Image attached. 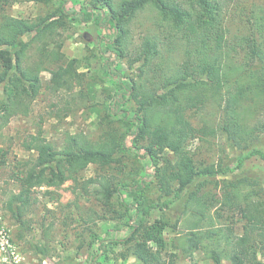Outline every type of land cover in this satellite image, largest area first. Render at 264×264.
Wrapping results in <instances>:
<instances>
[{
	"label": "trees",
	"instance_id": "trees-1",
	"mask_svg": "<svg viewBox=\"0 0 264 264\" xmlns=\"http://www.w3.org/2000/svg\"><path fill=\"white\" fill-rule=\"evenodd\" d=\"M19 1L24 0H0V126L11 117L27 112V102L35 98L41 88L40 72L46 64L56 65L50 77L53 89L71 87L72 79L76 78V71L72 69L74 59L66 66L61 64L60 43L55 37L56 31L64 28L63 18L67 15L84 23L92 22L99 29L107 25L112 30L109 39L100 35L98 40L99 55L107 74H110L113 60L119 58L126 60L130 69L138 63L135 73L140 77L143 67H150L151 60L160 54L158 36H165L182 49L181 64L165 76L150 78L148 87L130 76L117 75L119 87L109 107L110 115L122 123V131L111 129L97 144L86 136L70 135L61 149L40 134L32 135L26 147L35 151V158L18 175L19 192H12L6 202L11 217L21 227L23 216L31 206V192L36 187H59L71 180L77 189L93 195L103 206L110 205L116 195L128 215L129 232L113 240L109 229L104 235L94 234L97 239L90 246L89 264H102L96 262V258L113 242L130 243V252L137 264H164L165 220L156 219L148 224L146 219L152 208L161 211L169 208L198 178L215 177L228 171L226 166L217 167V163L200 168L193 164L186 142L195 137L198 129L185 116V111L201 107L209 97L222 98L219 90L228 83L229 74L235 71L242 76L244 69L247 75L236 82V91L230 95L226 110L239 112L235 106H242L248 100L253 103L250 111L264 115V41L257 42L246 33L234 35L231 40L230 29L221 15L223 0H90L89 5L77 11H69L68 0H60V17L40 21L9 15L7 7ZM144 11L151 14L149 18L156 34H146L139 45L133 46L130 23ZM27 34L31 36L29 40L25 39ZM33 41L38 43L36 56L27 63V51ZM49 41L53 42L51 48ZM233 42L242 48L243 62L235 63L238 68L229 63ZM113 76L110 74L111 78ZM131 100L138 104L137 109L128 106ZM222 129L238 134L239 121L238 124L230 121ZM259 130L264 132V120L260 121ZM127 140L130 145H126ZM141 140L145 141L140 143ZM129 147L140 150V159L152 164L153 176L165 200L146 201L144 190L150 187L151 180L144 176L132 184L116 183L104 175L80 180V173L89 164L107 169L117 162V154L125 153ZM168 153L177 157L175 163L170 169L158 167L159 160L165 159ZM255 153L264 158L262 152L251 149L244 156H238V167L243 158ZM201 185L202 181L197 183V189L188 195L186 203L194 206L192 213L196 219L174 246L187 253L205 249L215 264H221L222 259H228L230 264H262L256 255L264 252V177L252 181L243 176L225 178L220 185L223 190L220 197L206 191L199 193ZM217 204L237 207L242 234L225 235L222 227H204L203 223L213 218L210 210ZM95 244L97 250L93 253ZM42 246L34 248L40 260L46 259L48 254Z\"/></svg>",
	"mask_w": 264,
	"mask_h": 264
},
{
	"label": "rangeland",
	"instance_id": "rangeland-1",
	"mask_svg": "<svg viewBox=\"0 0 264 264\" xmlns=\"http://www.w3.org/2000/svg\"><path fill=\"white\" fill-rule=\"evenodd\" d=\"M90 4V0H68L67 9L77 11L80 7ZM6 12L14 17L31 21L60 17V0H24L11 4ZM148 11L141 12L133 19L129 27L132 45H139L146 34H156L153 31ZM223 23L230 29V39L234 35L246 33L257 42L264 41V0H223ZM64 28L56 31L57 42L63 66L74 59L72 69L76 71V78L72 79L71 87L53 89L50 82L51 70L56 67L48 63L40 72L41 88L35 98L27 102V112L17 114L0 126V222L7 226L23 257L21 264H89L91 244L96 241L94 234L104 235L109 229V235L114 237L129 232L126 226L128 215L125 207L114 195L110 205L103 206L91 194H85L75 187L71 180L65 181L59 187H36L31 192V206L23 216L24 224L20 227L11 217L6 208V202L12 192H19L20 175L27 166L33 163L35 151L26 145L32 135L40 134L54 147L61 149L66 138L70 135L86 136L92 143H99L102 137L111 129L122 131L120 121L110 115V102L118 91L117 75L130 76L138 84L150 86V78L165 76L176 69L183 58L182 49L165 36H158L160 54L151 60L150 67H143L144 73L139 77L135 71L127 67L126 60L115 58L110 74L104 70L99 55V36L111 37V29L105 25L100 29L94 23H84L78 18L66 16L63 18ZM31 36L27 34L26 40ZM37 41L31 43L27 51L26 61L31 62L35 56ZM233 51L229 55V63L238 68L243 62L242 48L233 42ZM49 48L53 42L49 41ZM237 60V61H236ZM242 61V62H241ZM238 63V64H235ZM233 70V69H232ZM242 76L235 71L229 74V81L220 87L222 98L219 96L207 98L199 108H188L185 111L191 124L198 129L195 137L188 139L186 149L193 164L200 168L204 165L217 163L222 168H228L226 173H218L215 177H200L182 194L180 199L173 201L169 208L158 210L152 208L146 221L152 223L156 219H164V236L167 245L162 252L164 264H215L205 249L187 253L182 248H176L174 243L191 227L196 219L193 207L187 205L188 195L197 189V183L202 181L199 193L206 191L211 196L220 197L223 193L220 187L223 179H238L248 177L253 179L264 177V158L255 153L243 158L238 167V156H244L251 149H257L264 154V132L259 130L262 112L250 111L251 101L242 106L236 105L239 112L226 110V105L236 91V82L247 75L244 69ZM149 77V78H148ZM131 109H137L138 104L128 102ZM230 121L238 124V134L231 130H223ZM211 131H214L211 132ZM236 138H233L235 137ZM239 135V137H238ZM240 140H239V139ZM145 140H141L144 142ZM126 141V145H130ZM141 151L129 147L125 153L117 154V162L109 168L100 169L97 164H89L80 173L81 181L91 176L104 175L114 179L116 183L132 184L138 177L144 176L151 180V185L144 190L147 202H161L166 199L161 196L157 178L153 176L154 167L150 162L140 159ZM165 159L158 162V167L170 169L177 157L168 153ZM203 189V190H202ZM217 206L210 210L213 218L203 223L205 228L217 229L222 227L223 233L231 235L242 234L237 207ZM218 215H222L218 217ZM210 221V222H209ZM127 230V231H126ZM43 245L48 250L46 259L40 260L35 251L36 245ZM95 246L92 248L97 250ZM264 254L258 252L256 258L264 264ZM102 264H137L130 252L129 244H116L102 252L96 258ZM95 264V263H93ZM221 264H230L228 259H222Z\"/></svg>",
	"mask_w": 264,
	"mask_h": 264
},
{
	"label": "built area",
	"instance_id": "built-area-1",
	"mask_svg": "<svg viewBox=\"0 0 264 264\" xmlns=\"http://www.w3.org/2000/svg\"><path fill=\"white\" fill-rule=\"evenodd\" d=\"M22 260L10 229L0 222V264H21Z\"/></svg>",
	"mask_w": 264,
	"mask_h": 264
}]
</instances>
